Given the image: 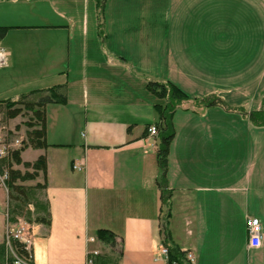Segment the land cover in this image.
Returning <instances> with one entry per match:
<instances>
[{
	"label": "crops",
	"instance_id": "obj_1",
	"mask_svg": "<svg viewBox=\"0 0 264 264\" xmlns=\"http://www.w3.org/2000/svg\"><path fill=\"white\" fill-rule=\"evenodd\" d=\"M189 3L188 12L204 4L212 21L180 20L178 8L173 20H99L96 0H0V27L11 28L0 41L10 55L0 71L27 82L9 98L68 85L67 104L46 109L51 147L21 155L47 159L40 199L49 203L51 226L10 221L9 192L0 187V247L9 225L27 223L35 264H167L159 142L148 130L165 100L147 84L170 81L192 98L174 116L172 243L196 264H264V162L256 163L264 147L240 148L238 138L242 126L264 142V126L239 111L253 105L256 91L264 97V0ZM209 97L230 109L193 101ZM34 181L43 184V175ZM249 218L261 222L259 248L250 246ZM101 229L116 235L114 245L98 238Z\"/></svg>",
	"mask_w": 264,
	"mask_h": 264
},
{
	"label": "trees",
	"instance_id": "obj_2",
	"mask_svg": "<svg viewBox=\"0 0 264 264\" xmlns=\"http://www.w3.org/2000/svg\"><path fill=\"white\" fill-rule=\"evenodd\" d=\"M99 10V20H103L105 13V0H96ZM102 24L100 30L102 31ZM9 27H0V41L3 40ZM147 90L159 99L165 100V104L156 105L155 109L159 115V122L154 125L157 128L158 150L157 164L161 176L157 182L161 191L162 217L161 233L163 246L169 249L170 260L182 262L184 254L172 243L169 231V218L171 215L172 191L168 184V167L171 143L175 138L176 131L174 126V116L179 109H184L192 98L173 82L150 81L147 84ZM199 105L212 107L215 105L228 108L225 104L219 103L215 97L205 99H196ZM68 102V85H56L48 89L34 90L23 94L17 101L10 99L0 102V110L3 114V122L8 123L19 116H30L28 126V141L26 145L19 150L11 151L10 155L0 160V174L7 173L6 181L9 192V220L17 221L19 217L23 218L29 224H43L51 226V213L49 203L40 199V193L47 187V159L40 156L34 163L24 162L22 153L29 147L34 149H47L51 147L47 142V107L49 105H65ZM242 112V108L239 109ZM244 114V113H242ZM252 121L257 126H264V109L254 111L250 115ZM153 126V125H152ZM151 127V126H149ZM16 166H23L25 171L16 169ZM40 174L43 175L44 183H38L35 186H27L23 183L36 180ZM33 207V210L30 209ZM98 238L110 245H114L116 235L107 229L98 231ZM20 252L22 246L15 243ZM92 259V257H91ZM7 256L5 243L0 247V264H6L10 261ZM11 262V261H10Z\"/></svg>",
	"mask_w": 264,
	"mask_h": 264
},
{
	"label": "rangeland",
	"instance_id": "obj_3",
	"mask_svg": "<svg viewBox=\"0 0 264 264\" xmlns=\"http://www.w3.org/2000/svg\"><path fill=\"white\" fill-rule=\"evenodd\" d=\"M185 3L184 0H105V13L103 16V20H173L174 14H176L175 9L178 8V12L181 15L180 20L184 19H190V20H196L197 18H201L204 20L212 21L211 20V14L206 10L205 8H202V6L196 5L195 7L192 6V11L188 12L189 9V2L193 3L197 0H186ZM173 2H175V7H173ZM82 4V3H81ZM245 8L246 4L244 3ZM187 6V13L184 14V8ZM82 7V5H81ZM82 11V9H81ZM191 13L193 14V18L190 16ZM96 18L99 17V13H97ZM199 19V20H201ZM175 20H178L177 17ZM206 20V21H207ZM210 23V22H209ZM211 27L208 26V31L210 32ZM10 57V55H9ZM7 67V66H6ZM4 67V68H6ZM3 69V68H2ZM0 71V92L3 93L0 97L1 100L4 99H10L9 97L16 96L19 93L25 91L24 89L27 88V82L24 80V76H14V78H8L9 76L4 75L6 72ZM20 87V88H18ZM21 89V90H20ZM29 89V88H28ZM28 91V90H26ZM12 101H17L18 98L14 99L11 98ZM253 105H250V107L242 108V112L244 113L247 110H250V114L254 111H259L264 109V97L262 92L256 91V97L254 98V101H252ZM241 109V108H240ZM30 116L23 115L19 116L18 118L14 119L13 122H9V127L14 128L18 130H23V132H28V126L27 122H29ZM244 125L247 126V123H244ZM257 132V131H255ZM226 137V136H225ZM232 138V136H229ZM236 136L234 135V139ZM239 141L240 143L243 142V146L245 148L250 149H260L264 147V142L259 139H254V130L253 128L248 127H240L239 131ZM236 141V139H235ZM232 141L228 142V139H225V149L228 146H231ZM242 150V149H241ZM256 154L258 155L257 151ZM243 155H241L242 157ZM264 160L262 156L256 157V163H263ZM226 163V160H225ZM24 185H35V181H28L23 183Z\"/></svg>",
	"mask_w": 264,
	"mask_h": 264
},
{
	"label": "built area",
	"instance_id": "obj_4",
	"mask_svg": "<svg viewBox=\"0 0 264 264\" xmlns=\"http://www.w3.org/2000/svg\"><path fill=\"white\" fill-rule=\"evenodd\" d=\"M8 59L9 53L3 49L0 44V68H4L8 65ZM9 122H3V114L0 110V160L8 157L11 151L22 149L26 143H29L27 132L18 130L16 127L10 128ZM148 130L151 136H157L156 126H151ZM74 169L79 170L81 167L80 165H75ZM7 180V173L0 174V187L8 191L6 184ZM247 230L251 248H259L263 238L260 220L257 218H249L247 220ZM4 243L8 259L11 258V262L7 261L6 264H35L34 236L29 224L20 223L18 225H9L5 234ZM15 243L22 246L23 252H20L18 248H16ZM181 252L184 254L182 262L171 261L169 249L163 247L161 258H163L167 264H196V258L192 252L187 250ZM88 264H93L92 260L89 259Z\"/></svg>",
	"mask_w": 264,
	"mask_h": 264
}]
</instances>
